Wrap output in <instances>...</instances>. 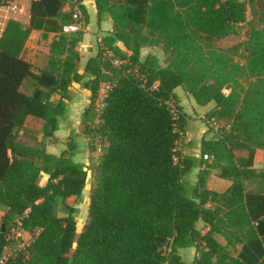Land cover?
I'll use <instances>...</instances> for the list:
<instances>
[{"label":"trees","instance_id":"obj_1","mask_svg":"<svg viewBox=\"0 0 264 264\" xmlns=\"http://www.w3.org/2000/svg\"><path fill=\"white\" fill-rule=\"evenodd\" d=\"M44 1L31 2L29 26L10 20L0 36V205L7 209L0 262L12 230H19L31 242L3 264H187L175 252L188 247L198 254L191 264H247L226 246L260 242L264 249V194L247 192L244 184L250 178L264 181L254 168L257 152L264 153V0H95L97 15L110 16L113 32L88 60L86 72L78 74L79 37L60 35L49 46L47 70L38 75L20 56L29 34L58 33L71 21V13L46 17L38 11ZM241 25L247 26L246 39L229 51L244 54V67L234 64L228 51L214 48ZM116 42L123 49L113 46ZM146 45L161 46L167 58L143 57ZM239 71L252 79L243 91L235 86ZM46 72L59 84L28 96L21 92L27 78L40 83ZM84 77L90 104L80 130L87 134L88 124L97 122L94 130L107 147L87 221L78 231L76 206L88 167L73 162L72 148L55 157L17 143L13 132L29 128L52 138L66 118L70 86ZM103 84L108 90L97 114ZM179 87L198 106L214 102L206 118L223 122L218 135L201 142V156L211 162L202 160L205 168L192 188L182 182L192 161L177 154V124L183 119L174 115L181 111L174 92ZM54 93L60 95L57 104L50 101ZM212 170L231 182L224 193L206 188ZM42 176L47 179L40 184Z\"/></svg>","mask_w":264,"mask_h":264},{"label":"crops","instance_id":"obj_2","mask_svg":"<svg viewBox=\"0 0 264 264\" xmlns=\"http://www.w3.org/2000/svg\"><path fill=\"white\" fill-rule=\"evenodd\" d=\"M55 1L56 0H52L48 2L45 0L43 2L44 8L38 11L44 12L46 14V17L52 18L57 13L62 15H68L70 13L72 14L69 5L60 1H57L58 3H55ZM94 1L95 0L78 1L79 6L83 11L82 13H84L83 16L85 19V29L77 34L64 35L70 39L76 36L79 37V40L75 47V50L80 57V60L77 64L79 75H83L86 72L88 60L97 56L99 50L102 48L101 43H99V39L103 40L104 38L111 36L113 32V22L110 16L106 13H103L100 16L97 15ZM111 1L121 2L122 0ZM239 1L247 2L248 0ZM17 2L19 4V8L21 9V12L19 14L12 15L7 10L0 9V34L4 32L6 25L10 20L18 22L22 27L29 26L31 20V0H17ZM250 15L251 18H249ZM245 17L247 22L252 20V11L249 5L246 6ZM59 22H61L60 19ZM242 26L243 25H241V27ZM60 35H62L61 31L58 33L54 31L43 30L31 31L21 51L20 56L24 61L31 65L32 72L34 74L40 75L42 74L41 72H45L47 70L50 58L49 46L51 42L53 40H56ZM234 37L235 35H231L226 38L232 39ZM245 39L246 37L242 38L243 41H245ZM113 46H117L123 49V46L119 42L114 43ZM155 48H157V52L159 51V53L164 55L161 46L158 45ZM144 53L145 52H143L142 50L141 54L143 57L149 54L148 53L145 55ZM150 54L155 55L154 53ZM104 56L105 58H109L111 56V53L106 50ZM41 78L42 79L40 83H36L33 79L27 78L23 82L21 92L24 95L28 96L31 95L35 89L48 91L54 85L59 84V79L47 72ZM88 80L89 77H84L81 81L74 82L70 86L69 93L71 95V100L65 108L66 118L59 120L58 128L53 133L52 138L46 137L43 133L29 128H16L13 132V135L17 143L29 148L43 149L47 154L55 157H59L64 150L72 148L73 162L87 166L89 169L88 176H94L96 174L98 175L97 168L100 164L102 154L107 147V143L103 141L98 133L94 130L97 122L95 124H88V126L90 127V132L87 134H83L80 130V126L83 120V113L90 104V92L85 87V84ZM174 92L179 98V106L182 108L181 113L183 115L185 114L187 116L190 113H201L200 115H202L206 111H209V109H213L215 106V104L212 103H209L206 106H198L195 103V100L187 93H185L181 87L176 88ZM59 99V93H54L51 96L50 101L53 104H57ZM188 128H190V131L186 132V137L187 139H189L190 135L193 136V140L195 139V147L185 149L183 151L182 158L190 159L192 161V167L185 174L182 182L189 188H192L197 182L198 173L205 168L200 158V143L197 142V138L201 137V134L204 133V130L200 129L197 125H192V127L189 126ZM214 137L215 136L213 135L209 139H212ZM259 152L260 151L257 152L256 156ZM46 179V176H42L39 180L40 184H43ZM92 180L94 187L97 182V177L95 176V179ZM256 182L257 180L253 178L246 179L244 182L246 191L257 193L248 190L249 186L252 185L254 187V184ZM230 186L231 182L229 180L218 177L215 170L211 171L206 180V188L216 193H224ZM207 207H210V205H207ZM6 211L7 209L4 206L0 205V231L3 229L2 220L6 214ZM203 225V222L199 221L197 229L200 230ZM206 230L207 229H205V231ZM12 235L16 237L15 239H20L21 245H19V249H21L23 245H28L31 242V236L26 232L14 230V233ZM216 240L222 246L227 245L225 238L221 235H216ZM226 250L230 253L231 256L238 257L246 261L247 264H264V249L260 242H256L254 244L246 246L240 243H236L235 245L231 244L229 246H226ZM175 254L180 258L182 262L187 264L193 263L198 256L196 248L194 247L178 249L176 250Z\"/></svg>","mask_w":264,"mask_h":264},{"label":"rangeland","instance_id":"obj_3","mask_svg":"<svg viewBox=\"0 0 264 264\" xmlns=\"http://www.w3.org/2000/svg\"><path fill=\"white\" fill-rule=\"evenodd\" d=\"M249 18H251V15L249 16ZM246 29L247 26L243 25L242 27H240V29L238 30V33L235 35L234 38L230 39V38H225V39H221L217 42H215L214 44V48H217L219 50H226L228 51L226 54L231 58L232 62L234 64H239V66H243L244 67V57H243V53L240 52H234V51H229L231 50L233 47H235L237 44H239L240 42H243L242 38L245 37L246 34ZM156 46L154 45H146L143 47V52H145L144 54H150V53H154L155 55L158 56L159 61L163 62L167 57L166 55H163L161 53H159V51L157 52V48H155ZM141 50V51H142ZM239 75H237L236 77V87L238 90H245L248 86V84L250 82H252V79L247 76L246 74H244L243 72L239 71ZM185 92V91H184ZM229 90L223 91V93H228ZM186 93V92H185ZM212 104H214V102H210ZM215 107V106H214ZM181 108V107H180ZM214 109V108H213ZM213 109H209V111H206L204 114L200 115L201 113H190L189 115H183L181 113V111H174V115L175 118L178 119L180 116L183 117L181 124H177V129L179 131V133L181 134V139L177 145V154L179 156V158L183 157V151L185 149H189L192 147H195L194 143H195V139L193 140V136L190 135L189 139H187L186 137V132L190 131V128H188L189 126L192 127L193 126H199L200 129L204 130V133L201 134V137L197 138V142L200 143L201 146V142L202 140H209V138L211 136L214 135V130L217 128V132H220L223 122L220 120H215V126L213 128L210 127V125L207 122V118L206 115L211 112ZM182 110V108H181ZM188 125V126H187ZM186 141V142H185ZM200 158L201 160H203L205 162V160L202 158L201 154H200ZM202 161V162H203ZM206 162H211V160H207ZM205 164V163H204ZM255 169L259 172H263L264 173V153L263 152H259L258 155L255 158ZM96 175H89L88 176V183L86 184L83 194H82V198L80 200V203L77 204V214H76V220H77V228L78 231H81V229L83 228V226L85 225L86 221H87V210H88V205H89V197H90V192L92 190L93 187V180L95 179ZM257 182L254 184V187L252 185L249 186L248 190L250 191H254L257 193H262L264 194V181L262 179H256ZM12 234V233H11ZM16 237L11 235L9 236L10 242L11 244L9 245V247H7L4 252H3V258L2 261H5L8 257L15 255L19 249V245H21V241L19 238L15 239ZM25 245H23L22 247H24ZM21 247V249H23ZM20 250V249H19Z\"/></svg>","mask_w":264,"mask_h":264},{"label":"built area","instance_id":"obj_4","mask_svg":"<svg viewBox=\"0 0 264 264\" xmlns=\"http://www.w3.org/2000/svg\"><path fill=\"white\" fill-rule=\"evenodd\" d=\"M40 0H31V2H37ZM64 2L70 6L72 14H71V21L61 28V34L62 35H71V34H77L85 29V19L83 16L82 11L80 10V6L77 0H64ZM0 9H5L12 15L19 14L21 12V9L19 8V4L17 0H0ZM2 34H0L1 36ZM99 43H101V46L103 47L102 40L99 39ZM117 64V63H116ZM108 90V86L103 84L101 86V89L98 93V99L95 102L96 112L97 114H100V110L104 108V99L106 96ZM211 128H213L216 124L213 119L207 120V122ZM214 130V128H213ZM214 135H218L217 128L214 130ZM204 160H207V156H203ZM14 233V230H12V234ZM170 252V246H165L163 248L164 255L169 254ZM4 261L1 260L0 264H3Z\"/></svg>","mask_w":264,"mask_h":264}]
</instances>
